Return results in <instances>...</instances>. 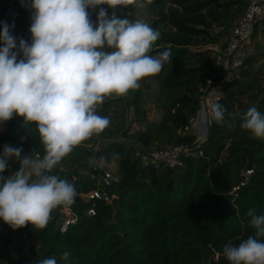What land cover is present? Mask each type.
<instances>
[{"label": "trees", "instance_id": "1", "mask_svg": "<svg viewBox=\"0 0 264 264\" xmlns=\"http://www.w3.org/2000/svg\"><path fill=\"white\" fill-rule=\"evenodd\" d=\"M247 1L146 0L147 11L156 16L147 23L161 34L150 54L171 52L169 62L154 78L160 86L156 101L162 118L158 122L148 118L141 86L130 90L127 98H106L97 113L112 121L120 104L132 110L131 123L112 121L102 133L76 146L50 173L74 185L77 195L71 206L78 221L61 232L63 207L52 212L43 230L31 225L14 230L2 221L0 264H40L51 257L57 264H230L223 254L225 245L238 246L250 236L264 242V237H256L247 214L255 209L257 215H264V138H254L241 127L249 108L264 114V89L255 87L261 75L256 66L259 54L251 53L224 82L218 102L224 119L217 122L211 116L207 139L194 147L203 151V157L186 158L183 167L165 170L143 165L136 157L140 147L150 150L193 143L194 136L182 137L180 132L197 113L207 78L220 82L224 77L215 67V51L210 47H225L222 41ZM100 8L109 16L115 13L137 20V7L100 5L90 9L94 25ZM32 15L30 0H0V29L4 23L14 25L11 32L17 42L23 38L31 43ZM259 25L254 24L253 37ZM243 97L254 102L245 104ZM5 145L22 148V156L45 154L35 124L25 127L23 118L15 114L0 125V153ZM96 147L103 162L117 165L120 180L107 189L101 183V170L93 165ZM18 168L19 163L10 160L0 175L10 176ZM247 169L254 170L249 183L231 194ZM94 190L114 196L116 204L87 200L84 195ZM91 208L96 210L93 216L88 214ZM18 234L33 242L31 260L13 256ZM64 252L70 253L68 261L61 259Z\"/></svg>", "mask_w": 264, "mask_h": 264}, {"label": "clouds", "instance_id": "2", "mask_svg": "<svg viewBox=\"0 0 264 264\" xmlns=\"http://www.w3.org/2000/svg\"><path fill=\"white\" fill-rule=\"evenodd\" d=\"M145 3L30 0V44L23 38L17 42L11 32L14 25L4 23L0 29V125L14 114L23 118L25 127L35 124L45 152L42 158H33L22 156L20 147L5 145L0 153V174L10 160L19 163L12 175H0V220L12 229L31 225L43 230L54 210L74 203V185L51 175L54 167L109 126L108 117L97 113L106 98L138 90L143 79L158 75L169 62L170 51L150 54L161 34L149 23L115 13L109 16L100 8L94 25L88 11L100 5L143 8ZM211 116L222 122L223 107L214 105ZM241 127L254 138H264V114L249 108ZM247 214L256 237H264V215H257L255 209ZM223 254L230 264H264V242L250 236L238 246L225 245ZM69 257L64 252L61 259ZM40 264H57V260L46 258Z\"/></svg>", "mask_w": 264, "mask_h": 264}, {"label": "built area", "instance_id": "3", "mask_svg": "<svg viewBox=\"0 0 264 264\" xmlns=\"http://www.w3.org/2000/svg\"><path fill=\"white\" fill-rule=\"evenodd\" d=\"M147 18L149 20H154L156 16L152 12H148ZM255 23H264V0H248L243 13L227 38L225 47H210L215 51V67L220 70V74L224 77L220 82H215L211 79L208 80L207 86L201 90L202 95L200 97L197 113L190 118L189 124L180 132V136L182 137L194 136L195 140L193 143L171 144L161 148H152L150 150L140 147L137 149L136 157L141 160L143 165L150 166L157 170L181 168L184 166V160L186 158H199L204 156L202 150H197L194 147L197 144L200 145L203 143L209 135L211 108L221 100L224 94V82L233 75L234 71L241 66L243 60L251 54L246 49L245 41L248 40ZM97 150L98 147L94 149L95 154ZM37 156L41 158L39 153H36L34 158ZM93 163L95 164L94 166L102 172L101 183L103 188L107 189L112 187L113 184L117 182V179L115 177V172L108 166V163L103 161L97 162L95 156ZM253 172V169H247L244 172V178L240 185L234 187L231 194H235L241 187L246 186ZM84 196L89 201L103 199L107 203H110L114 200V196L103 193L101 190H94ZM60 213L63 216L60 226L61 232H65L70 225L78 221V216L73 211L72 206L63 207ZM88 214L93 216L96 214V210L91 208ZM1 222L2 220H0V226ZM18 240L20 241L21 239L19 238ZM32 244L33 242L26 237L24 248L27 252H29V248ZM36 248L39 249L40 247L37 245Z\"/></svg>", "mask_w": 264, "mask_h": 264}, {"label": "rangeland", "instance_id": "4", "mask_svg": "<svg viewBox=\"0 0 264 264\" xmlns=\"http://www.w3.org/2000/svg\"><path fill=\"white\" fill-rule=\"evenodd\" d=\"M90 14V9L88 10ZM147 8L144 6L143 8H138V10L135 13V17L137 19H142L145 22H149L150 20L147 18ZM236 24V23H235ZM262 27V28H261ZM260 28V29H259ZM253 28L251 30V33L248 37V40L245 41L246 48L248 52L250 53H257L260 57V62L256 65L260 72V82L255 87H260L261 89H264V23H261L258 27V34L257 36H252ZM227 40L226 38L223 39L222 44L226 45ZM213 76L215 74L213 73ZM154 77L145 78L141 82V87L144 92V97L146 100L145 107L148 110V118L151 121L158 122L163 116V111L158 107V102L156 101V96L160 90L159 84L155 81ZM207 80H210V78H207ZM202 90V89H201ZM129 93L125 96H116L113 94L112 96L108 97L107 99H118V98H127ZM243 101L245 104H249L251 102H254L251 99H248L247 97H243ZM125 108L120 106V104H117L116 110L117 115H112V121L115 124L125 123L126 125H129L133 119L132 110L125 109V112L123 113V110ZM236 110H239V108L236 106ZM110 121V123L112 122ZM138 128V127H137ZM108 166L116 172L117 165L113 162L108 163ZM21 239L20 241L18 239ZM26 241V237L18 234L15 235V241L12 245V254L15 258H21L22 256L25 257L26 260H31L32 255L27 252V250L24 248V244ZM25 255H24V254Z\"/></svg>", "mask_w": 264, "mask_h": 264}, {"label": "water", "instance_id": "5", "mask_svg": "<svg viewBox=\"0 0 264 264\" xmlns=\"http://www.w3.org/2000/svg\"><path fill=\"white\" fill-rule=\"evenodd\" d=\"M95 158H96L97 162H101L102 161L101 152L99 150L96 152ZM93 165H95V164L93 163ZM115 177H116L117 181L120 180V177L118 176V174H115ZM116 201H117V198H114L113 204H116Z\"/></svg>", "mask_w": 264, "mask_h": 264}, {"label": "crops", "instance_id": "6", "mask_svg": "<svg viewBox=\"0 0 264 264\" xmlns=\"http://www.w3.org/2000/svg\"><path fill=\"white\" fill-rule=\"evenodd\" d=\"M262 28V27H261ZM260 29V28H259ZM221 47V46H220ZM223 47V46H222ZM247 49V48H246Z\"/></svg>", "mask_w": 264, "mask_h": 264}]
</instances>
